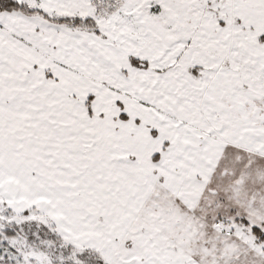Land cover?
Masks as SVG:
<instances>
[{
  "label": "snow or ice",
  "instance_id": "1",
  "mask_svg": "<svg viewBox=\"0 0 264 264\" xmlns=\"http://www.w3.org/2000/svg\"><path fill=\"white\" fill-rule=\"evenodd\" d=\"M0 264H264V0H0Z\"/></svg>",
  "mask_w": 264,
  "mask_h": 264
}]
</instances>
